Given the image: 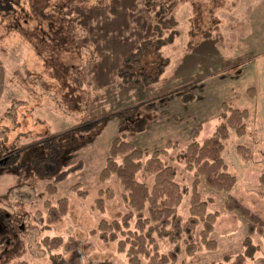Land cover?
<instances>
[{
	"label": "rangeland",
	"instance_id": "obj_1",
	"mask_svg": "<svg viewBox=\"0 0 264 264\" xmlns=\"http://www.w3.org/2000/svg\"><path fill=\"white\" fill-rule=\"evenodd\" d=\"M227 1L0 0V210L19 214L25 222L18 245L0 258V264H53L52 254H60L62 264H129L118 242H106L97 229L102 219L120 220L130 210L119 178L113 174L100 179L112 140L122 137L150 154L167 150L162 159L176 168V181L186 188L178 207L185 223L196 176L176 155L188 147L192 130L203 127L204 118L198 141L213 135L223 121L224 103L247 106L249 113L245 135L233 134L224 142L223 156L238 182L226 192L197 177L196 190L207 202V211L218 213L209 235L216 244L208 248L202 243L199 224L193 233L195 253L189 255L181 240L177 261L168 264L220 263L227 257L230 264L245 251L248 220L227 211L225 203L231 195L264 220V62L228 61L220 54L223 49L202 59L212 73L166 86L171 59L162 48L170 64L157 83L134 86L118 76L123 58L142 41L172 32H177L175 39L180 36L177 29L162 30L158 24L164 17L166 24H179L178 18L188 24L183 33L190 48L209 33L225 47ZM242 4L246 15L239 13V19L256 24L257 2ZM132 24H153L156 35L140 40L123 56L122 51L112 62L122 46L115 54L108 50ZM141 61L149 74L157 72L159 58L151 50ZM251 83L254 87H248ZM188 95L191 101L184 102ZM138 179L153 183V175L143 171ZM48 185H55V193ZM99 197L103 211L97 207ZM62 198L67 199V213L48 222L49 205L57 206ZM135 222L133 218L131 228ZM46 237H60L63 245L49 249L43 244ZM251 239L259 250L246 264H264V235L255 233ZM71 243L75 249L66 250ZM158 244L162 254L174 250L168 239L158 238Z\"/></svg>",
	"mask_w": 264,
	"mask_h": 264
},
{
	"label": "trees",
	"instance_id": "obj_2",
	"mask_svg": "<svg viewBox=\"0 0 264 264\" xmlns=\"http://www.w3.org/2000/svg\"><path fill=\"white\" fill-rule=\"evenodd\" d=\"M177 32L170 33L166 38L148 39L139 43L122 60L118 68V76L124 84L134 86H148L157 83L170 60L164 57L161 49L173 43ZM147 50H151L158 58L157 72L149 74L141 65L142 57ZM184 102L191 101V96H185ZM225 108L221 114L223 121L216 127L212 136L203 142L198 141L202 126L192 130V141L188 147L176 155V159L185 162L189 170H195L196 179L193 182V191L190 201V216L183 223L178 213L186 188L176 181V168L162 159L167 150H156L146 153L137 148L133 143L122 137L112 140L106 166L100 173L102 181L115 174L123 185L127 194L125 199L130 210L122 218L111 222L102 219L98 224L100 237L106 242H118V251L126 253L129 264H168L177 261V255L181 252L180 241L186 243V251L193 255L196 251L194 230L199 224H203L200 231L201 241L208 248H214L216 242L209 238L214 229L218 217L217 212L207 211V202L200 198L196 190L197 177L204 176L210 187L221 191L230 192L238 182V176L229 171L225 159V141L233 134L243 137L246 133V119L249 113L232 104H223ZM144 121L138 122L142 125ZM142 127V126H141ZM149 156V157H148ZM148 157L145 161L144 159ZM260 182L264 184V161ZM153 175V183L149 186L145 181L138 179L141 172ZM63 178L60 176L57 181ZM51 193H55V185H48ZM78 192L80 190H77ZM101 195L104 192H100ZM84 196V193L79 192ZM112 195V192H110ZM57 206L49 205L48 222H55L68 211L67 199L57 201ZM97 207L104 210V200L99 197L96 200ZM225 208L229 212H236L248 220V236L246 237L245 251L238 254L230 264H246L248 258L254 257L259 246L252 242L251 235L260 233L264 235V220L244 206L233 196H229ZM135 218V226L131 228V220ZM185 237V238H184ZM158 238L168 239L174 244V250L168 254L159 251ZM43 244L49 249H57L63 245V239L44 238ZM66 250L75 249V244H66ZM53 264H62L60 254H52ZM230 258L225 262L206 264H229Z\"/></svg>",
	"mask_w": 264,
	"mask_h": 264
},
{
	"label": "crops",
	"instance_id": "obj_3",
	"mask_svg": "<svg viewBox=\"0 0 264 264\" xmlns=\"http://www.w3.org/2000/svg\"><path fill=\"white\" fill-rule=\"evenodd\" d=\"M244 1L245 0L227 1V6H230V9L225 11L223 18L225 28V47L222 45V42L218 40V37H214L211 33H209L204 35L200 41L193 44V47L190 48L186 45V34L184 36L183 33V30L188 24H185L183 20L180 21V18H178L179 24H166L168 19L167 17L161 19L163 24L158 25L162 26V30L168 31L171 29H177L180 32V36L178 35L172 44L163 47V53L171 59V64L167 72L169 75L174 73L173 75H170V81L168 79L169 75L166 73V86H177L178 84L195 80L194 78L200 77L204 74L207 75L212 73L214 70L210 68V66L208 67L202 65V59H209L211 56L223 49L224 51L220 52V54L228 61L240 59L247 62L255 59L259 63L264 62V0H255L257 2V11L253 20L256 21V24L249 23L248 20L244 22V18L239 19V13H243L246 8V4H242ZM255 4L256 3H254V5ZM243 14L246 15V12ZM132 25H134L132 29H129L128 31H121V33H123L122 36H120L121 40L114 41L111 50H108L109 54H115L117 46H122L121 48H118V52L116 54L117 58L114 57L112 62H116L120 58L122 51L123 56V54L129 51L140 40L152 38L156 35V33L151 29L153 24ZM116 32L117 29L114 33ZM252 54L254 55L250 56ZM102 56L100 54V61L103 60ZM248 87L254 86L251 83ZM136 89L139 91V89L146 90L148 88ZM172 102L176 103L175 100ZM241 109L248 108L245 106V108ZM205 123L206 119L204 118L200 123L203 125L202 131L205 128Z\"/></svg>",
	"mask_w": 264,
	"mask_h": 264
},
{
	"label": "flooded vegetation",
	"instance_id": "obj_4",
	"mask_svg": "<svg viewBox=\"0 0 264 264\" xmlns=\"http://www.w3.org/2000/svg\"><path fill=\"white\" fill-rule=\"evenodd\" d=\"M25 222L19 214L0 210V258L12 252L24 232Z\"/></svg>",
	"mask_w": 264,
	"mask_h": 264
}]
</instances>
